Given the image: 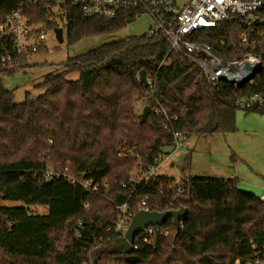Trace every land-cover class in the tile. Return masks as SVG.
I'll return each instance as SVG.
<instances>
[{
  "label": "trees",
  "instance_id": "trees-1",
  "mask_svg": "<svg viewBox=\"0 0 264 264\" xmlns=\"http://www.w3.org/2000/svg\"><path fill=\"white\" fill-rule=\"evenodd\" d=\"M13 3L4 0V11ZM63 11L61 26L49 25L64 29L66 45L119 31L134 18L130 11L87 16L75 5ZM199 37L225 59L242 56L231 50L232 23H218ZM258 50L264 63V47ZM26 65V58L0 65V75ZM61 67L36 82L41 95L26 93L20 103L0 81V264H243L264 257V199L238 189L235 178L187 174L183 191L170 177L143 180L145 169L170 150L175 132L185 138L234 132L235 100L264 91V66L253 84L211 86L192 58L169 50L164 35L141 34L67 57ZM140 70L151 87L139 80ZM68 73L78 78L69 80ZM140 100L151 108L144 120L135 110ZM245 111L264 115V108ZM65 164L77 182L45 179L46 170ZM86 180L90 186L82 185ZM121 205L130 216L142 208L185 212L178 226L166 220L161 227L168 233L154 247L135 237L136 248L118 254L109 248L121 236L114 232Z\"/></svg>",
  "mask_w": 264,
  "mask_h": 264
},
{
  "label": "built area",
  "instance_id": "built-area-1",
  "mask_svg": "<svg viewBox=\"0 0 264 264\" xmlns=\"http://www.w3.org/2000/svg\"><path fill=\"white\" fill-rule=\"evenodd\" d=\"M2 2L4 0H0V65L5 67H12L21 59L38 53L41 48L46 49V33L55 35L58 29L49 24L61 26L65 19L63 8L67 5L77 6L87 16L112 18L121 11L132 12L134 18L149 16L151 23L144 34L164 35L168 39L169 50L192 58L211 86H216L220 81L233 89L253 84L264 66L262 52L258 50L264 47V0H14L6 12ZM8 2L5 0L6 4ZM218 23L233 24L235 41L231 50L242 51L241 58L225 59L199 37L201 31L214 28ZM146 82V86L151 87V78H146ZM235 103L243 110L262 109L264 91L241 95ZM161 111L165 114L164 110ZM188 139L180 132H175L170 150L145 169L143 180L153 176L160 160L177 156L179 147L188 146ZM53 176H63L70 183L78 181L77 176L69 172L67 164L44 173L45 179ZM82 185L90 186L91 182L86 180ZM176 185L177 191H183L181 183ZM259 198L264 199V194ZM130 218L125 206H119L114 232L122 236ZM78 224L82 225L80 221ZM162 225L147 226L134 239L138 237L142 243L154 247L157 237L168 233V229ZM136 246L133 240L131 247ZM235 264L238 262L235 261ZM243 264H264V257Z\"/></svg>",
  "mask_w": 264,
  "mask_h": 264
},
{
  "label": "rangeland",
  "instance_id": "rangeland-1",
  "mask_svg": "<svg viewBox=\"0 0 264 264\" xmlns=\"http://www.w3.org/2000/svg\"><path fill=\"white\" fill-rule=\"evenodd\" d=\"M150 23V17L142 15L134 18L119 31L85 37L72 45H66L63 28L60 43L54 34L47 32L44 53L30 56L27 58V65L16 68L12 74L0 75V81L4 88L11 91L14 102H23L26 93L31 99H35L43 92L35 87L36 82L50 71H60L61 62L67 57L126 36L144 34ZM66 78L75 80L78 74L68 73ZM143 106L144 101H137L136 112L141 114ZM235 126L234 132L192 135L188 139V146L179 147L177 156L159 161L153 175L170 177L176 184H180L187 174L227 179L230 173L237 176L238 189L257 196L264 193V115L238 108L235 111ZM131 174H135L134 169ZM1 204L21 205L18 201H2ZM31 209L37 213L47 212L43 206H31ZM98 264L114 263L100 261Z\"/></svg>",
  "mask_w": 264,
  "mask_h": 264
},
{
  "label": "water",
  "instance_id": "water-1",
  "mask_svg": "<svg viewBox=\"0 0 264 264\" xmlns=\"http://www.w3.org/2000/svg\"><path fill=\"white\" fill-rule=\"evenodd\" d=\"M55 37L57 41L62 42V33L61 29L58 28L55 30ZM252 70H256L255 68H251ZM138 78L142 82L144 86H146V75L144 70H140L138 73ZM151 111L149 105H145L142 108V112L140 114V119L144 120L146 115ZM185 210L183 208L179 209H171L163 212L157 211H149L145 209H141L134 213L127 225L122 236H120L115 243L109 248V252L118 253V254H127L132 250V243L134 240V236L144 229L147 226H156L162 225L166 222L168 218H171L174 226H178L180 217L184 214Z\"/></svg>",
  "mask_w": 264,
  "mask_h": 264
},
{
  "label": "crops",
  "instance_id": "crops-1",
  "mask_svg": "<svg viewBox=\"0 0 264 264\" xmlns=\"http://www.w3.org/2000/svg\"><path fill=\"white\" fill-rule=\"evenodd\" d=\"M188 143H189V142H188ZM228 178H235V179L237 180V184H238V178H237L236 175H234V174H230V173H229L227 179H228ZM261 194H264V193H259L258 196H260Z\"/></svg>",
  "mask_w": 264,
  "mask_h": 264
}]
</instances>
